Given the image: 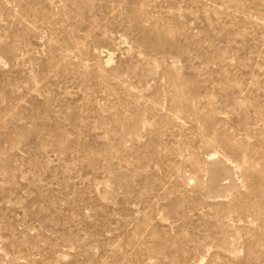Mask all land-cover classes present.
I'll return each instance as SVG.
<instances>
[{"label":"rangeland","instance_id":"1","mask_svg":"<svg viewBox=\"0 0 264 264\" xmlns=\"http://www.w3.org/2000/svg\"><path fill=\"white\" fill-rule=\"evenodd\" d=\"M0 264H264V0H0Z\"/></svg>","mask_w":264,"mask_h":264}]
</instances>
